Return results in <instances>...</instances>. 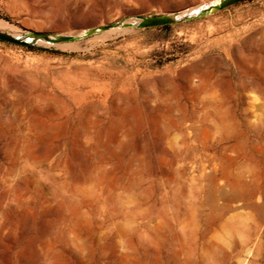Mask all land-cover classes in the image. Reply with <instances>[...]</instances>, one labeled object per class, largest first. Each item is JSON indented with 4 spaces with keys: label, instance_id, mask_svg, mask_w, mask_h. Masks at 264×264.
I'll use <instances>...</instances> for the list:
<instances>
[{
    "label": "rangeland",
    "instance_id": "rangeland-1",
    "mask_svg": "<svg viewBox=\"0 0 264 264\" xmlns=\"http://www.w3.org/2000/svg\"><path fill=\"white\" fill-rule=\"evenodd\" d=\"M218 1L0 0V264H264V0L86 35Z\"/></svg>",
    "mask_w": 264,
    "mask_h": 264
},
{
    "label": "water",
    "instance_id": "water-1",
    "mask_svg": "<svg viewBox=\"0 0 264 264\" xmlns=\"http://www.w3.org/2000/svg\"><path fill=\"white\" fill-rule=\"evenodd\" d=\"M246 1L249 0H220V3L217 5L211 4V5L203 6L199 10L193 9L189 11L174 12L165 15L138 17L137 20L133 22H114L99 27L89 28L86 31V35L93 36L95 34L108 32L113 29L143 30V29L172 26V25L192 21L197 18H201L215 12H220L229 7L235 6L237 4ZM73 40H75L74 36H61V35L52 36L49 33H42V32H28L27 34L22 36H13L11 34L0 31V41L17 44V45H23V46L31 45V43L37 41H43L50 44H59Z\"/></svg>",
    "mask_w": 264,
    "mask_h": 264
},
{
    "label": "bare ground",
    "instance_id": "bare-ground-1",
    "mask_svg": "<svg viewBox=\"0 0 264 264\" xmlns=\"http://www.w3.org/2000/svg\"><path fill=\"white\" fill-rule=\"evenodd\" d=\"M218 2H220V0L218 1ZM214 5V4H213ZM1 21V20H0ZM1 22H3V21H1ZM5 22V21H4ZM2 23H0V25H1ZM9 26V25H8ZM2 27V26H1ZM2 29V28H1ZM7 31V30H6ZM10 33V32H9ZM240 196H244V197H246V198H248V199H250L251 198V194H249L248 193V186L247 185H242L240 188ZM263 193H264V190H263ZM250 197V198H249ZM251 207L255 210V211H257L258 212V214H259V216L261 217V218H264V205H257V204H255V205H251ZM260 218V219H261Z\"/></svg>",
    "mask_w": 264,
    "mask_h": 264
},
{
    "label": "trees",
    "instance_id": "trees-1",
    "mask_svg": "<svg viewBox=\"0 0 264 264\" xmlns=\"http://www.w3.org/2000/svg\"><path fill=\"white\" fill-rule=\"evenodd\" d=\"M250 1H252V0H250ZM164 28H169V26H165ZM26 47H28L30 49H33V50H36V49H38V50H47L45 48H36L35 46H32V45H26Z\"/></svg>",
    "mask_w": 264,
    "mask_h": 264
}]
</instances>
